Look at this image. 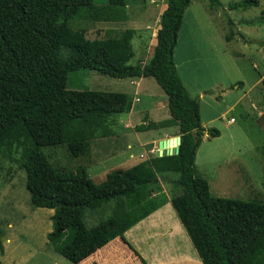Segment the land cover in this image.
Here are the masks:
<instances>
[{
  "label": "trees",
  "instance_id": "16d2710c",
  "mask_svg": "<svg viewBox=\"0 0 264 264\" xmlns=\"http://www.w3.org/2000/svg\"><path fill=\"white\" fill-rule=\"evenodd\" d=\"M189 2L164 0L150 57L143 64H128L133 55V28L108 30L102 38L88 39L82 29L68 25L69 20L81 18L126 20L128 0H105L102 4L93 0H0V148L10 137L19 139L21 132L27 137L29 148L21 166L29 202L52 209L46 240L71 263L121 237L162 205L166 195L205 264L264 261L259 255L264 204L214 196L207 181L193 172L201 137H214L218 132L201 126L198 102L182 84L172 59ZM207 3L209 8L220 5L219 0ZM257 3L242 0L232 7ZM81 68L116 79L153 77L166 96L169 118L143 122L133 130L176 125L177 153L113 169L97 184L81 165L69 174L53 168L42 147L65 143L72 157L86 155L89 140L111 135L109 124L115 115L130 110L126 93L68 89V74ZM258 149L264 152V139ZM104 206L110 208L109 215L87 227L84 211Z\"/></svg>",
  "mask_w": 264,
  "mask_h": 264
},
{
  "label": "rangeland",
  "instance_id": "374dc122",
  "mask_svg": "<svg viewBox=\"0 0 264 264\" xmlns=\"http://www.w3.org/2000/svg\"><path fill=\"white\" fill-rule=\"evenodd\" d=\"M93 1L102 4L105 0ZM135 1L128 0L125 21L81 18L69 20L68 25L82 29L88 39L102 38L108 30L133 28L136 34L130 41L133 55L128 64L145 63L165 4L164 0ZM241 1L219 0L218 7L209 8L207 0H190L181 17L172 58L182 83L198 100L201 126L218 132L214 137H201L195 153V174L207 181L214 196L264 204V158L258 149L264 139V0H257L256 6L232 7ZM66 87L123 92L130 101L131 97L137 99L131 102L130 112L115 115L109 124L111 135L89 140L86 155L72 157L65 143L42 147L52 167L63 174L73 173L81 165L90 181L97 184L113 169H126L136 159L154 156L157 137L174 130L172 126L133 130L137 124L169 116L166 96L151 77L134 89L127 78L81 68L68 74ZM153 103L163 104L162 109ZM150 139L155 140L148 142ZM28 148L29 141L22 132L19 139L10 137L0 148V264H72L46 240L52 209L29 202L21 166ZM245 172L250 174V187L242 184ZM218 176L237 177L236 189ZM162 189L167 193L165 184ZM109 213L105 206L86 209L84 224L91 227Z\"/></svg>",
  "mask_w": 264,
  "mask_h": 264
},
{
  "label": "crops",
  "instance_id": "0c3cea01",
  "mask_svg": "<svg viewBox=\"0 0 264 264\" xmlns=\"http://www.w3.org/2000/svg\"><path fill=\"white\" fill-rule=\"evenodd\" d=\"M126 7L127 5H125V12L127 11ZM164 7L165 5L163 6V8ZM126 14L128 18V13L126 12ZM111 22H121V21H111ZM134 31L136 30L134 29ZM135 34L136 33H134L133 36H135ZM139 61L140 64L144 63L142 62V60ZM146 77H151V76L127 78V79L129 80V84H131L132 87L136 89L137 86L140 84V82H142L143 79ZM134 93H136L135 90H133V94ZM134 99L136 101L137 98L135 97ZM134 99L131 97V102H133ZM195 99L197 100V98ZM153 104H152L153 106L158 105L160 109H162L163 104L161 103L159 104L153 103ZM130 110L128 112H130ZM199 114H200V107H199ZM168 118L169 116L163 119H150L148 121L157 122ZM211 120L212 119H210V121ZM231 120L232 119L230 118L229 121ZM171 126L174 129V130L172 129L173 132L171 133L164 131L161 136L157 137L158 138L157 140L165 138L166 136L168 138V136L172 137L178 135L177 126L176 125H171ZM169 127L170 126L156 128V130L169 128ZM154 140L155 139H150L148 142H153ZM155 150L156 149H154V151ZM147 151H151V149H148ZM259 152L264 158V152L262 150H260ZM133 157L134 156H132L131 158ZM139 161L140 160L137 159L134 160L133 163H129V167ZM124 162L125 161H123V163ZM193 172L194 175H196L195 156L193 162ZM218 178H220L225 184L228 182L231 185L230 187L236 189L235 187H236L237 177L235 178L234 176H230V177L227 176L224 179L222 176L221 177L218 176ZM242 181H243L242 182L243 185L247 183L246 185L250 187L251 185L250 174L245 172V174H243ZM261 250L262 253H260L259 255L261 257H264V237L261 241ZM72 264H205V263L201 255L198 253L195 245L193 244L188 234V231L186 230L178 214L176 213L172 201L170 200L169 196L166 195V200L162 205H160L158 208L150 212L148 215H146L145 217L137 221L135 224L127 228L122 233L121 237L119 236L114 237L100 248L96 249L89 255L82 258L80 261ZM261 264H264V261Z\"/></svg>",
  "mask_w": 264,
  "mask_h": 264
},
{
  "label": "water",
  "instance_id": "95a60500",
  "mask_svg": "<svg viewBox=\"0 0 264 264\" xmlns=\"http://www.w3.org/2000/svg\"><path fill=\"white\" fill-rule=\"evenodd\" d=\"M179 144V135L160 139L157 142V148L154 151V156H167L177 153Z\"/></svg>",
  "mask_w": 264,
  "mask_h": 264
}]
</instances>
